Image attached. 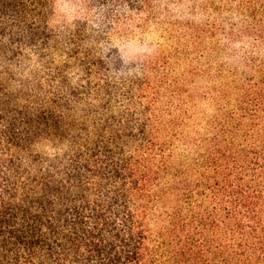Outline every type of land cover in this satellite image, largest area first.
<instances>
[{
	"label": "trees",
	"instance_id": "trees-1",
	"mask_svg": "<svg viewBox=\"0 0 264 264\" xmlns=\"http://www.w3.org/2000/svg\"><path fill=\"white\" fill-rule=\"evenodd\" d=\"M236 6L264 48V0ZM51 12L0 0V264H264V78L204 137L55 69L82 31Z\"/></svg>",
	"mask_w": 264,
	"mask_h": 264
},
{
	"label": "rangeland",
	"instance_id": "rangeland-1",
	"mask_svg": "<svg viewBox=\"0 0 264 264\" xmlns=\"http://www.w3.org/2000/svg\"><path fill=\"white\" fill-rule=\"evenodd\" d=\"M237 2L53 0L49 31L56 37L79 28L83 55L56 54L48 63L89 90L109 88L136 103L156 98L167 121L211 137L210 126L226 125V113L246 106L251 87L264 78V48L243 34L250 23L233 12Z\"/></svg>",
	"mask_w": 264,
	"mask_h": 264
}]
</instances>
